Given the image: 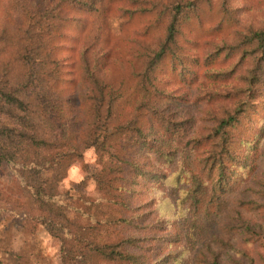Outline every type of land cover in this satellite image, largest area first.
I'll list each match as a JSON object with an SVG mask.
<instances>
[{"label": "trees", "instance_id": "16d2710c", "mask_svg": "<svg viewBox=\"0 0 264 264\" xmlns=\"http://www.w3.org/2000/svg\"><path fill=\"white\" fill-rule=\"evenodd\" d=\"M235 3L0 0V217L46 228L62 264H264V6ZM209 12L230 32L200 43L186 25ZM126 13L144 29L115 77L107 27ZM75 164L97 196L63 188Z\"/></svg>", "mask_w": 264, "mask_h": 264}, {"label": "rangeland", "instance_id": "374dc122", "mask_svg": "<svg viewBox=\"0 0 264 264\" xmlns=\"http://www.w3.org/2000/svg\"><path fill=\"white\" fill-rule=\"evenodd\" d=\"M235 1L237 6L244 7L241 13L242 17H249L259 13L257 6H264V2L261 0ZM141 15L136 13L135 16L131 17L126 13L123 17H120L113 14L110 18L111 21L108 24L106 34L110 49L107 66L112 76L119 77L127 73L132 61L135 60L133 43L130 40L144 29L145 16ZM218 20V17L213 12H209L203 17L202 21H193L186 25V31L192 39L200 43L206 39L220 38L227 35L230 31L227 25L220 31H211L212 24H216ZM164 70L167 77L173 76L167 64H164ZM85 161L90 171L98 167V159L94 149H89L86 152ZM87 173L88 170L81 164L73 165L63 182V188L71 190L76 196L82 193L97 196L98 191L93 180L88 181L86 188L77 187V184L86 177ZM0 184H10L6 175L0 176ZM162 194L164 196L162 197L164 210L166 209L170 216H179L181 209L175 202H171L170 191L167 189L166 193ZM23 219V214H18L16 217L9 219L0 217V261L2 264H13L9 252L19 250L27 251L31 255L32 264H62L59 242L44 227H40L33 234L24 233L22 231Z\"/></svg>", "mask_w": 264, "mask_h": 264}]
</instances>
